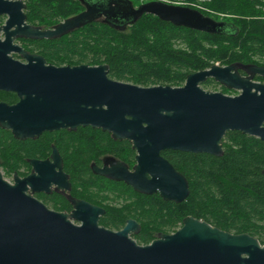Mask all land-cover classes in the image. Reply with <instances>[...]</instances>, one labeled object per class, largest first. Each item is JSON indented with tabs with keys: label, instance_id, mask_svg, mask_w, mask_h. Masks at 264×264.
<instances>
[{
	"label": "water",
	"instance_id": "95a60500",
	"mask_svg": "<svg viewBox=\"0 0 264 264\" xmlns=\"http://www.w3.org/2000/svg\"><path fill=\"white\" fill-rule=\"evenodd\" d=\"M79 1L82 10L42 28L25 21L23 0H0V14H7L0 27V87L16 88L20 96L17 104L0 103V125L15 137L34 138L44 130L89 124L113 139H127L137 152L132 172L125 165L95 170L136 191H158L162 199L177 203L188 196V183L160 150L220 156L222 138L230 130L264 141V84L252 80L254 75L264 78L262 65L214 63L188 73L179 86H142L109 78L104 63L46 65L42 56L11 43L12 36L58 38L101 16L117 29L143 14L208 33H222L226 25L196 8L160 0L137 6L131 0ZM13 50L26 63L7 55ZM207 78L239 92L204 89L200 83ZM36 181L47 182L32 174L8 181L0 171V264H264V244L256 237L191 215L174 231L139 244L130 236L139 228L134 220L114 231L98 224L101 208L83 201L71 213L50 210L28 192L29 187L45 188L35 187Z\"/></svg>",
	"mask_w": 264,
	"mask_h": 264
},
{
	"label": "trees",
	"instance_id": "16d2710c",
	"mask_svg": "<svg viewBox=\"0 0 264 264\" xmlns=\"http://www.w3.org/2000/svg\"><path fill=\"white\" fill-rule=\"evenodd\" d=\"M23 1L26 20L43 27L83 9L79 0ZM204 4L233 15L220 20L226 24L222 33L176 26L143 14L129 25L128 31L96 20L62 37L22 44L54 64H107L109 77L142 86H179L188 73L214 63L264 65V0H205ZM212 84L216 83L207 79L201 87ZM52 138L65 158L74 184L86 198L107 202L124 198L123 204L108 206L99 223L119 229L126 217H132L141 226L133 235L137 243L150 242L159 231L172 232L184 216L191 215L232 233H248L264 244V141L259 138L241 131H226L220 156L163 152L188 182V196L179 203L164 201L156 194H138L122 182L91 173L89 158L97 151L127 146L125 142L113 141L105 132L88 128L60 130L42 133L35 141H20L0 128V152L13 160L18 155L23 161V157L46 152Z\"/></svg>",
	"mask_w": 264,
	"mask_h": 264
},
{
	"label": "flooded vegetation",
	"instance_id": "af4514ba",
	"mask_svg": "<svg viewBox=\"0 0 264 264\" xmlns=\"http://www.w3.org/2000/svg\"><path fill=\"white\" fill-rule=\"evenodd\" d=\"M6 19H7V14H0V27L5 24ZM96 19L99 21H102L103 16L97 17ZM61 20H59V21H61ZM25 21L27 23H29L26 20V18H25ZM29 24H31V23H29ZM31 25H38V26H41L42 28H48V27H43L42 25H39V24H31ZM129 25H130V23H126L120 29H126ZM51 26H49V27H51ZM64 35H66V34H64ZM62 36H60V37H62ZM43 39H46V38H43ZM0 40L1 41L4 40V32H3V29H1V28H0ZM31 40H35V39L12 36L11 43L21 46L24 50L28 51L29 53L38 54V55L42 56L39 52H37V50H31V49L23 46L22 41L28 42ZM28 47H29V45H28ZM7 55L10 56L14 60L26 63V60L21 58L19 53L14 51V50L8 52ZM44 60H45V58H44ZM235 62H239V63H243V64H249L250 63V64L261 65V64L252 63V62H240V61H232V62H229V63L224 64V65H228L231 63H235ZM45 64L46 65L51 64V65H54L57 67L66 66V65H69V66L98 65V64H89V63L54 64V63L48 62L46 60H45ZM262 66H264V65H262ZM237 71L240 75H245V72L243 69L238 68ZM109 78H111V77H109ZM111 79H113V78H111ZM207 79H212L216 83L214 85H216L218 87L217 88L218 90H213V91H221L222 90V91L226 92L225 94H229V95H234V94H237L239 92L237 90L225 87L224 85L215 81L213 78H207ZM114 80H117V79H114ZM252 80L264 84V78H262L259 75H254ZM118 81H121V80H118ZM201 83H200V86H201ZM19 100H20V96H19L18 89H16V88L15 89H5V88L0 87V103H4L6 105H14V104H17L19 102ZM0 128L9 131V133L12 135L13 138H15L16 140H20V141H23L26 139L35 141L39 138V136L42 133H52V132H57L60 130H63L65 132H74L79 128H88L89 130L105 132L107 134V136L110 139H112L113 141L125 142V145H127V146L125 148H116V149H113V148H107L106 149L105 148L103 150L97 151L92 157L89 158L88 167H89L91 173L98 175V176H101V177H104L108 180L122 182L123 184H125L127 187H129L131 190L135 191L138 194H142V195L156 194L160 197L158 191L152 192L149 194L148 193H142V192L134 190L131 185L125 183L123 180L112 179L108 176H105L103 174L98 173L95 170V169H99V168H103V167H105L108 170H113V169L117 168L119 165H125L127 170L132 172L133 167L136 164L135 156H136L137 152L135 149L132 148L131 142L127 139H121V140L113 139L109 132L103 131L97 127H93L89 124H86V125L77 124V125H75L74 128L60 127V128L53 129V130H44L34 138H29V137L28 138H17L13 135L10 128H5V127H2L1 125H0ZM165 151H179V150L163 149V150H160V152H159L160 155L163 158H165L172 165V163L163 155V152H165ZM180 152H185V151H180ZM172 167L177 172L181 173L173 165H172ZM0 171L2 173V176L8 181H12V179L15 175H17L18 177H25L27 175L32 174L35 177L36 176H42L43 178H45L47 181L46 184H43V182H41V181L35 182V187L39 188V187H42L44 185L43 187H45V188H42V189L36 188L37 190H32L31 187H29L28 192H31L33 197H35L36 199L41 201L50 210H53L56 212L71 213L75 209L76 204L79 201H83V202H86L90 205L101 208L103 210V213H101L98 216V224L101 226H104V225L99 223V219L106 212V210L109 208L108 206H118V205H121L124 203V201H123L124 198H120V197L118 198V200L110 199L109 200L110 202H107L108 200L101 201V200H96V199L90 200V199L86 198L84 196L82 189L79 190L80 188L78 189L77 184H74V181L71 177L70 171L68 169H66V167H65V158H64L62 152L59 150V148H58V146L55 143V140L53 138L49 141V149L46 152H44L38 156L23 157V161H19L18 155L16 156V160H13L10 157H8L7 155H4L3 153L0 152ZM147 176L149 177V175H147ZM160 198L162 199V197H160ZM162 200H164V199H162ZM164 201H170V200H164ZM174 203H177V202H174ZM129 219L134 220L139 226L137 232L130 234V236L133 238V235L137 234L140 231L141 226L137 222V220L133 219L132 217H126L123 225L119 229H111V230H114V231L120 230L121 228H123V226L126 224V221ZM70 220H71V222H73L75 224H81L80 221L74 220L72 218H70ZM104 227H106V226H104ZM106 228H108V227H106ZM158 233H160V231L155 234V237L157 236ZM167 233H170V232H167Z\"/></svg>",
	"mask_w": 264,
	"mask_h": 264
},
{
	"label": "rangeland",
	"instance_id": "374dc122",
	"mask_svg": "<svg viewBox=\"0 0 264 264\" xmlns=\"http://www.w3.org/2000/svg\"><path fill=\"white\" fill-rule=\"evenodd\" d=\"M145 1H149V0H131L132 4L134 6H137L139 3L145 2ZM166 3H170V4H179V5H186L189 7H193L196 8L197 10L201 11L202 13L212 17L215 20H227L230 19L233 15L230 14H226L220 11H216L214 9H211L209 7H207L204 2L205 0H160ZM49 27V26H46ZM130 28L129 26L125 29L126 31H128ZM218 64V63H217ZM183 84V83H182ZM213 88V89H212ZM218 87L214 84L212 85H208L207 90H218Z\"/></svg>",
	"mask_w": 264,
	"mask_h": 264
}]
</instances>
